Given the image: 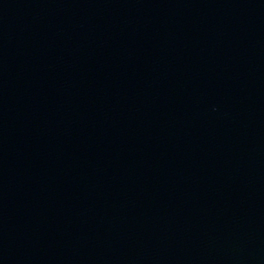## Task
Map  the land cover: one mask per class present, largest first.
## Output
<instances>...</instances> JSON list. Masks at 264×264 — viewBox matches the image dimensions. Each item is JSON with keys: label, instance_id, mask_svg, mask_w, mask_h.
I'll return each instance as SVG.
<instances>
[{"label": "water", "instance_id": "obj_1", "mask_svg": "<svg viewBox=\"0 0 264 264\" xmlns=\"http://www.w3.org/2000/svg\"><path fill=\"white\" fill-rule=\"evenodd\" d=\"M0 264H264V0H0Z\"/></svg>", "mask_w": 264, "mask_h": 264}]
</instances>
